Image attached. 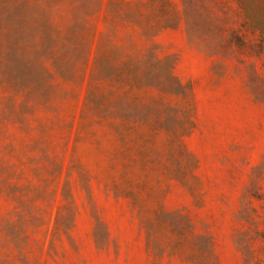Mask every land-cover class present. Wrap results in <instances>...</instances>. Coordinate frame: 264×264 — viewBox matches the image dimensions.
Masks as SVG:
<instances>
[{
	"label": "rangeland",
	"instance_id": "374dc122",
	"mask_svg": "<svg viewBox=\"0 0 264 264\" xmlns=\"http://www.w3.org/2000/svg\"><path fill=\"white\" fill-rule=\"evenodd\" d=\"M0 264H264L242 0H0Z\"/></svg>",
	"mask_w": 264,
	"mask_h": 264
},
{
	"label": "trees",
	"instance_id": "16d2710c",
	"mask_svg": "<svg viewBox=\"0 0 264 264\" xmlns=\"http://www.w3.org/2000/svg\"><path fill=\"white\" fill-rule=\"evenodd\" d=\"M242 4L247 16L264 34V8L257 3V0H242Z\"/></svg>",
	"mask_w": 264,
	"mask_h": 264
}]
</instances>
